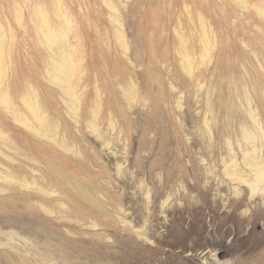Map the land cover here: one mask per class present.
I'll list each match as a JSON object with an SVG mask.
<instances>
[{
    "label": "rangeland",
    "instance_id": "obj_1",
    "mask_svg": "<svg viewBox=\"0 0 264 264\" xmlns=\"http://www.w3.org/2000/svg\"><path fill=\"white\" fill-rule=\"evenodd\" d=\"M0 57V264H264V0H0Z\"/></svg>",
    "mask_w": 264,
    "mask_h": 264
},
{
    "label": "bare ground",
    "instance_id": "obj_2",
    "mask_svg": "<svg viewBox=\"0 0 264 264\" xmlns=\"http://www.w3.org/2000/svg\"><path fill=\"white\" fill-rule=\"evenodd\" d=\"M39 25L41 27H43V26L46 25V16L45 15H42L40 17V19H39ZM53 35H54V31L48 29L46 31L45 35H44V37L46 36L44 39L49 42L52 39V36ZM53 39H52V41H53ZM58 68H59L58 69L59 70L58 72L61 73V74H63V75H65V78H63V79L61 78L60 80L63 81V82H65V83L69 82L68 80H70L71 74L74 71V66H73V64L71 62V58H70L69 55L64 57L62 64L59 65ZM0 74H1V71H0ZM160 163H162V162H160ZM158 164H159V162H158ZM158 164L155 163V160H151L150 162H148V163L145 164V167L147 166L148 169H152L153 170L154 168H157V165ZM248 166L251 168V170L249 172H251V173H254L255 172L254 178L251 181H246L245 179L241 178L239 176V174L236 173L235 170H232L230 173H227L226 175L232 181H238L239 183H242V184L245 183V184H247L251 192H254V191H261L262 192V191H264V185L261 184L262 181L264 180V169L262 167H260V166H256L255 164H248ZM161 168H162V166H161ZM168 168H169L168 165L166 167L163 166V168H162V170L166 171V173H164L165 174V176H164L165 181H167L168 178L170 177V174H169V172L167 170ZM162 170H161V172H162ZM140 171H141V164H138L136 166V170H135V177H136V179H137V177L140 176ZM188 172H189V174L192 173L191 172V167H189ZM209 175L212 176V173L208 171V176ZM236 176L239 177V178H237ZM193 179H194V176H193ZM209 189H210V187H209ZM208 190H206V192H204L203 195H205L208 192ZM203 204L205 205V202L204 201H203ZM240 204L241 203H239L238 201H234V202L231 203L230 207H231V209L233 208L234 210H237L239 208ZM152 206H153L152 207V211H153L154 210V203H153ZM253 209H255V208H253ZM215 250H218V248L217 247L212 248V251H215ZM247 260L248 259H246V258H241L240 260H238L236 262H232L230 264H248L247 263Z\"/></svg>",
    "mask_w": 264,
    "mask_h": 264
}]
</instances>
